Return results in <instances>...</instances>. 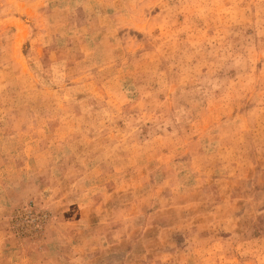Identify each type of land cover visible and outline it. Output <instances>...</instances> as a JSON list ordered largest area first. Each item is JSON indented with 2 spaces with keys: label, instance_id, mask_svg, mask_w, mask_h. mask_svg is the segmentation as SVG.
Wrapping results in <instances>:
<instances>
[{
  "label": "rangeland",
  "instance_id": "374dc122",
  "mask_svg": "<svg viewBox=\"0 0 264 264\" xmlns=\"http://www.w3.org/2000/svg\"><path fill=\"white\" fill-rule=\"evenodd\" d=\"M0 264H264V0H0Z\"/></svg>",
  "mask_w": 264,
  "mask_h": 264
}]
</instances>
